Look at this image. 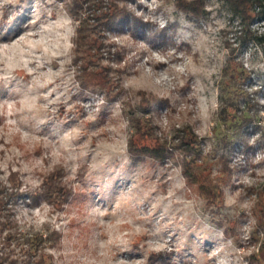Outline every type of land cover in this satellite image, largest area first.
Segmentation results:
<instances>
[{
    "label": "rangeland",
    "instance_id": "374dc122",
    "mask_svg": "<svg viewBox=\"0 0 264 264\" xmlns=\"http://www.w3.org/2000/svg\"><path fill=\"white\" fill-rule=\"evenodd\" d=\"M126 4L148 22L147 35L166 27L175 44L106 32L121 47L124 93L131 104L149 101L158 135L190 124L211 175L218 169L211 154L231 140L221 207H205L179 163L130 158L121 101L81 90L72 51L77 21L64 3L0 0V181L16 190L7 207L21 235L59 234L54 246L46 244L52 264H250L262 240L249 190L264 186V46L241 44L240 19L220 0H203V16H187L172 0ZM248 26L262 31L255 19ZM182 42L189 51L176 48ZM232 56L249 72L242 87L257 100L247 127L217 118L221 71ZM139 91L169 106L156 107L155 97ZM56 166L70 189L63 205L42 195L43 178Z\"/></svg>",
    "mask_w": 264,
    "mask_h": 264
},
{
    "label": "trees",
    "instance_id": "16d2710c",
    "mask_svg": "<svg viewBox=\"0 0 264 264\" xmlns=\"http://www.w3.org/2000/svg\"><path fill=\"white\" fill-rule=\"evenodd\" d=\"M64 3L73 20L77 21L72 38L73 64L77 68V79L82 91H102L107 100H120L123 113L131 128L127 140V152L133 161L150 159L162 163L172 160L179 163L186 185L205 201L208 210L219 209L223 203L222 186L228 185L231 178L229 166V146L231 140L225 137L220 151L214 149L215 163L218 169L211 175L209 162L202 156L197 135L190 124L170 125L167 134H157V125L149 115V101L131 104L129 96L124 93L121 73L125 66H120L121 47L109 40L106 32L116 33L126 29L155 43L174 45L172 35L167 36V28L152 30L146 34L148 22L140 21L138 16L128 8L127 0H60ZM176 7L189 15H204L203 0H172ZM242 24L239 38L241 44L252 40L254 44L264 46V29L256 33L249 29V23L255 19H264V0H220ZM250 12L254 14L251 15ZM112 48H114L112 50ZM178 50L189 51V46L180 43ZM114 60L116 66L103 64L102 60ZM219 83V108L217 118L224 123L234 121L240 127L249 126L254 121L251 107H257V100L250 97V92L243 89V82L249 79V72L233 56L229 57L222 68ZM189 89L184 82L180 90ZM141 98L157 99L156 107L169 106L166 98L156 97L151 92H138ZM148 94V95H147ZM241 100V101H240ZM243 108H239L240 103ZM236 138H238L236 136ZM245 140V139H243ZM217 151V152H216ZM64 170L56 166L42 181V195L52 204L63 205L70 189L63 181ZM7 189L0 181V264H52V256L46 251L59 239V234L52 230L46 234L21 235L13 213L7 207L15 192ZM255 199L251 207L255 218V232L259 237L257 252L249 255L250 264H264V186L250 189ZM226 235L227 231L224 229ZM166 257V256H165ZM164 257V258H165ZM163 261L165 259H162ZM167 264V262H165Z\"/></svg>",
    "mask_w": 264,
    "mask_h": 264
},
{
    "label": "built area",
    "instance_id": "2783aa9c",
    "mask_svg": "<svg viewBox=\"0 0 264 264\" xmlns=\"http://www.w3.org/2000/svg\"><path fill=\"white\" fill-rule=\"evenodd\" d=\"M255 22H256V23H261V27H262V31H263V29H264V19H261V20H260V19H258V18H255ZM262 31H261V32H262ZM259 33H260V32H259Z\"/></svg>",
    "mask_w": 264,
    "mask_h": 264
}]
</instances>
